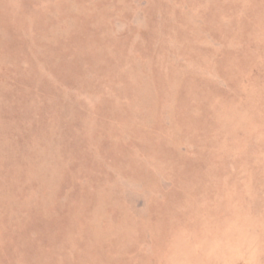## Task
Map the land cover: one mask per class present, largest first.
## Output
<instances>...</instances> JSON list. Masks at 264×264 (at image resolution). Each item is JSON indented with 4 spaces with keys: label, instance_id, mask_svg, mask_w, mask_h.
I'll use <instances>...</instances> for the list:
<instances>
[{
    "label": "rangeland",
    "instance_id": "rangeland-1",
    "mask_svg": "<svg viewBox=\"0 0 264 264\" xmlns=\"http://www.w3.org/2000/svg\"><path fill=\"white\" fill-rule=\"evenodd\" d=\"M0 264H264V0H0Z\"/></svg>",
    "mask_w": 264,
    "mask_h": 264
}]
</instances>
